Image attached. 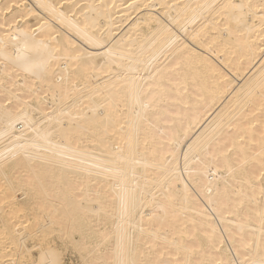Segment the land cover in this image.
Segmentation results:
<instances>
[{
	"label": "bare ground",
	"instance_id": "1",
	"mask_svg": "<svg viewBox=\"0 0 264 264\" xmlns=\"http://www.w3.org/2000/svg\"><path fill=\"white\" fill-rule=\"evenodd\" d=\"M69 250L264 264V0H0V264Z\"/></svg>",
	"mask_w": 264,
	"mask_h": 264
},
{
	"label": "rangeland",
	"instance_id": "2",
	"mask_svg": "<svg viewBox=\"0 0 264 264\" xmlns=\"http://www.w3.org/2000/svg\"><path fill=\"white\" fill-rule=\"evenodd\" d=\"M22 193H20L19 191L15 192V199H20V197L22 198ZM45 223H49V221L51 222V220L48 218H46L45 220ZM64 263L65 264H82L80 262V259L78 257V255L76 254V252L72 251V250H69V252L67 251L66 254H65V260H64Z\"/></svg>",
	"mask_w": 264,
	"mask_h": 264
}]
</instances>
